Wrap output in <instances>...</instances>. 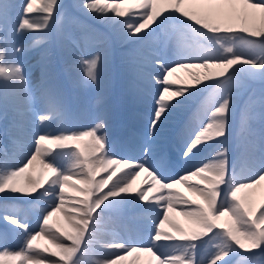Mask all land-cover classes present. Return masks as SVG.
I'll list each match as a JSON object with an SVG mask.
<instances>
[{
    "label": "snow or ice",
    "instance_id": "1",
    "mask_svg": "<svg viewBox=\"0 0 264 264\" xmlns=\"http://www.w3.org/2000/svg\"><path fill=\"white\" fill-rule=\"evenodd\" d=\"M129 2L137 3L143 11L133 12L127 20L115 19L125 15L119 9L120 3ZM157 2L164 0H79L77 3L76 7L89 19L102 25L119 27V36L123 41L139 43L145 37L138 34L150 21L160 27L169 19H176L179 30L194 34L202 43L195 53L181 51L174 64H166L158 59L154 61L158 70L153 79L161 87L155 93L151 119L144 131L147 143L142 146V158L116 155L107 139L105 118L101 116L88 130L58 134L34 132L32 151L27 155L26 162L16 166H9L6 162L0 164V196L4 199L20 200V197H24L23 203L32 204L45 197L52 198L34 231L17 215L7 210L0 214V221L5 224L6 230L25 236L19 250L0 246V264L6 260L18 261L19 264H83L81 257L92 241L103 214L109 209L127 205L143 212L145 209L141 208V204L144 202H149L148 210L155 213L150 217L153 225L149 233L150 242L139 244L124 238L101 241L99 250L105 256L97 264H121L129 257H134L132 264H137L141 255L150 258L148 264H217L224 257L228 259H223V264H231V257L240 255L237 249L245 253L258 250L264 256V205L252 210L245 207L238 196L264 182V136L261 137L258 154L251 141L244 140L237 145L251 166L250 175L244 179L237 177L235 165L230 164L229 147L233 135L234 107L231 90L240 86L242 75L264 81V17L258 28L242 26L237 31L232 26L213 24L197 13L181 11V5L186 0H175L174 8L161 9L159 12ZM188 2L209 6L204 13L207 17L239 15L234 7H229L238 3L246 9H256L264 14V0ZM14 7L7 0H0V88L12 89L17 93L18 99L24 104L25 113L36 117L34 126L47 127L49 122L63 118L65 91L57 74L47 68L42 70L41 82L33 89L28 71L19 59L26 49L15 41L17 38H26L31 39L33 47L44 44L47 33L58 22L57 17L63 5L60 0H24L18 16L10 13V8ZM32 14H37L39 19L32 18ZM242 16L246 24L249 18L247 12ZM29 30H36L40 34L29 37ZM82 33L84 47L87 48L88 42L93 41L96 48L74 58V66L81 70L78 83L83 88H98L101 74L109 61V49L103 34L94 33L86 27H82ZM71 42L75 47H81L79 41L73 39ZM241 46H246L247 50ZM67 51L70 53L71 49ZM177 68L203 69L205 75L202 79L198 74L190 73L192 85L176 87L168 77ZM211 69L216 71L212 72ZM208 90L217 91L218 99L207 110L206 119L201 121L200 128L185 142L182 156L185 163H191L199 154L209 149L213 152L210 158L192 168L175 176H167L165 173L171 164L163 143L157 141L161 128L180 107ZM102 102V98L97 99L98 105ZM33 103L39 106V114L33 111ZM46 144L54 145L55 149L44 147ZM54 151L55 156L50 159ZM61 152H66L74 160L73 168L67 173L56 163V156L61 155ZM37 160L42 168L52 173V178L46 182V187L37 191L41 188L40 181L27 177L26 183L32 191L26 192L18 186V182ZM122 169L126 171L117 176ZM141 173L151 177V184L148 189H141L132 197L129 189ZM192 178H198L200 184L189 183ZM77 184L83 187L79 188ZM176 184L187 187L204 201V205H193L180 194L171 192ZM154 186H159L161 190L160 195L152 198L155 204L149 201L147 195V191L153 190ZM65 187L83 193L84 198L66 203L70 198L65 194ZM177 207L182 215L191 217L201 230L191 238H185V242L176 241L175 237L162 231L168 221V211ZM57 213L64 215L75 232L74 236L50 224ZM221 217H228L231 224L227 229L214 232L218 228L216 221ZM207 233H213L212 243L216 251L206 262L197 258L203 244L195 241L200 239L201 234ZM86 234L87 243L82 244ZM38 241H45L50 247H40ZM159 241L172 243H157ZM241 259L247 257L242 256Z\"/></svg>",
    "mask_w": 264,
    "mask_h": 264
},
{
    "label": "rangeland",
    "instance_id": "2",
    "mask_svg": "<svg viewBox=\"0 0 264 264\" xmlns=\"http://www.w3.org/2000/svg\"><path fill=\"white\" fill-rule=\"evenodd\" d=\"M23 2L24 0H7V3L10 5H15L14 8H10V13L14 16H18L22 10L21 6ZM78 2L79 0H60L63 7L60 9V16L57 17L58 22L52 27V31L47 33V39L44 44L33 47L31 39L26 38H17L15 42L27 46L30 48V51L31 49H39V51L37 50L33 53V57L30 55L27 56V65H23L24 67L27 66L28 79L31 76V80H29L31 87L34 89L37 85H39L41 77L38 79L33 75L38 68L50 64L51 61H53V63L55 60L60 61L67 67L69 72L66 70V67L65 70L68 72V77L73 82L76 92L78 93V100L73 105H75L78 109H83V111L77 113L76 115H72L70 112L72 104L71 102L65 101L64 115L62 119L49 122L47 127L42 125L34 126L33 122L36 120V117L31 116V114H26L24 104L18 99L17 93L12 89H8V94L11 96V99L4 104V106H9V108H1L0 106V125L6 127V136L9 141L0 142V148L2 149H0V164H3L5 154L9 152L11 145L14 143L12 141L17 139L19 133L24 134L25 141L27 142V144L24 145L25 147L22 148V152L28 155L32 151L31 144L34 132L43 133L46 131L58 134L60 132L88 130L90 127L94 126L95 122H97V118L103 115L108 106L112 109V113L105 118V121L107 128H110V131L107 132V139L113 145V151L115 149L114 152L117 156H125L123 152L127 151L136 156L137 159L142 158V146L147 143L144 138V131L151 117L142 113V111L148 106L144 105L140 99L151 96V99L154 102L155 93L161 87L160 85H156L155 80L153 79L158 70L154 61L158 59L166 64H174L181 51L195 53L196 49L202 43L198 37L187 31L180 30V35L175 37L168 35V30L171 27H175L179 30L176 19H169L165 23L167 26L160 27H157L155 23L150 21L149 25H146V28L141 30L138 34L139 36L145 37L139 43L123 41L119 36V31L121 30L119 27L102 25L84 16L80 9L76 7ZM164 3L165 4L163 6L157 8L158 12L161 9H172L175 7V0H165ZM36 7H39V5H36ZM229 7H234L239 15L230 17H207L205 15L197 14L202 18L208 19L213 24L232 26L237 31L242 26L258 28L262 22V17H264V14H262L259 10L250 9L249 11H246L244 10L245 6H242L239 3ZM70 9L81 13L82 16H84L86 23H89L88 28L94 33L98 32L103 34L106 39V46L109 49V61L101 74L98 88L81 87L78 83L81 72L74 67V64L72 66V59L67 58H74L75 55L78 56L82 54L81 51L83 48L75 47L71 42L73 39L79 41L81 46L85 44L82 36L79 35L83 34L82 30L80 31V29H78L74 24L69 23L71 21L64 20V17H69L70 12L68 10ZM119 9L121 12L125 13V15L121 17H114L117 20H127L133 15V12L143 11L142 7L135 2L120 3ZM181 11L196 13L195 10L189 6L187 0L185 4L181 5ZM245 11L249 17L246 24L243 22L242 16ZM32 18L38 20L39 16L37 14H32ZM84 26H86L85 23L83 24V27ZM152 29L156 30L152 31ZM70 30L74 33L70 32ZM146 33L150 34L146 35ZM39 34L40 33L36 30H29L27 35L30 37ZM242 35L247 36L246 33H242ZM69 37H71V39H69ZM134 39L135 37L133 40ZM41 47L42 49H40ZM241 47L243 50H247L246 46ZM88 48L89 50H95V43L93 41H89ZM67 49H71V52L69 53ZM139 64H145L150 67L152 66L153 70L140 72V69L135 67V65L138 66ZM70 67H72V71L70 70ZM48 70L54 71L57 75L61 72L64 73L63 67H57L55 65L48 68ZM210 71L214 72L216 70L211 69ZM142 73L144 75H142ZM190 73L198 74L202 79L205 75L203 69L177 68L173 75L168 77V79L172 82L173 86L176 87L191 86L193 81ZM240 80V86L231 90V99L234 107L232 117L233 135L229 144L231 150L230 158H236L239 156L242 149L238 148L237 145L244 140H251L253 144H256L258 149L255 150L258 154L261 147V137L264 136V81L258 78L251 79L243 75ZM128 86L133 87L134 90L130 91L127 88ZM106 90L110 92L112 91L111 93L114 95L113 100L108 105H105V102L103 101V99L106 98L103 96ZM127 90L128 92H126ZM73 93L74 92H71L70 95ZM98 98H102L103 101L99 105L97 104ZM13 99H17V103H15L16 101ZM83 99L86 100L85 105L82 104ZM217 99L218 92L215 90L201 92L196 97L192 98L187 104L180 107L169 118V120L166 121L168 124H164L162 126L157 137V141L162 142L165 148L167 145H170L171 149L175 146V152L174 150L170 151L173 161L170 162L171 167L168 169L171 171L167 170V176H175L177 173H182L186 169L192 168L193 165L199 164L206 158H210V155L213 152L212 149L199 154L191 163H185L182 151L185 142L200 128L201 121L206 119L207 110L216 103ZM0 104H2V102H0ZM153 107L154 105L151 106V108ZM190 107L191 113L183 124V127L178 131H176L175 128L172 129L174 127V123H176V120H178L180 116L185 119V111ZM32 108L33 111L39 114V107L32 105ZM114 118L120 119L121 121L120 124L118 126L115 125V127L111 125V123H114L116 120ZM2 143H4V145H2ZM44 147L55 149V146L52 144H46ZM55 151L49 156L50 159L52 156H55ZM24 161L26 162V159L21 155L16 157L9 166H16ZM56 163L67 173L73 168L74 160L70 155H67L66 152H61V155L56 156ZM232 164L235 165V171L238 178L242 179V177H246L247 175L249 176L250 172H247L244 169L239 170L235 162ZM119 174L120 172L117 173V176ZM100 175H106V173H101ZM27 177L40 181L41 188L37 189V191H40L43 187L47 186L46 182L52 178V173L47 169L42 168L38 160V163H34L25 173V177H22L19 182L27 185ZM97 179H99V176ZM114 179L116 178L114 177ZM138 182L139 177L136 179L137 188L140 187ZM70 183H72V181H70ZM189 183L200 184L199 180L197 181V178H192ZM149 185L150 184H147L142 188L145 189L149 187ZM25 186L21 187L25 188V191H32L28 185L26 187ZM77 186L79 188L83 187V185L80 184H77ZM182 186L185 187L184 185ZM64 191L66 196L70 198L66 203H71L72 199L84 198L83 193L78 192L73 188L65 187ZM238 196L244 203L245 207L252 210H256L261 205H264V194H256L252 189L248 192L240 193ZM184 198L190 201L193 205H204V201L197 195L192 196L190 193H185ZM0 199L3 206L6 207L3 211L7 210L10 214L17 215L20 218V215L18 214L19 208L22 206L20 202L24 200V197H20V200H13L4 199L0 196ZM51 200L52 198L45 197L39 202H34L32 204L24 203L26 216L20 219L26 221L31 230H36L39 224V217L44 213ZM176 209H179V207ZM134 211H137L134 206L127 205L109 209L103 214L102 220L98 225L92 241L88 244L85 254L81 257L83 264H97L99 260L104 258L105 253L102 251L97 252L91 249L99 248V242H107L117 238L131 240L129 236H131L132 233L129 232V228L133 226L140 230L138 234L140 235V239L144 241L139 244L150 242L149 233L152 232L153 229L151 219L148 216L144 217L142 215V218V216L133 215ZM50 224H52L53 227H58L62 231H65L73 236L75 235V232L67 223L62 213H57V215L53 217L52 221H50ZM216 224L218 225V228L214 229V232L227 229L230 226L231 221L228 217H221L218 221H216ZM167 229L169 230L168 235L175 237L176 241L179 242H185V238H191L194 233L201 232L194 220L191 228H187L184 223H180L177 226H173V228L169 226ZM162 231L165 232L164 228ZM212 238L213 233L201 234L200 239L195 241L198 244H203V246L199 249L198 259H204L207 262L216 251L214 243H212ZM24 240L25 236L23 233L16 234L6 230V227H0V246H7L11 250H19V248L23 246ZM205 240H208L209 243H203ZM66 243L70 242L66 241ZM83 243H87V234L85 235V241L82 242V244ZM157 243L164 244L172 242L159 241ZM37 244L40 247H50L49 245H46L45 241H38ZM52 250L55 251V249ZM165 250L170 251V249ZM237 251L240 252V255L232 256L231 264H264V256L260 255L258 250H253L251 253H245L239 249H237ZM242 256L247 257V259L242 260ZM141 257V260H139L140 262L138 261L137 264H148L150 258L144 255H141ZM49 259H58V257H49ZM223 259H228V257H224L222 260L217 261V264H223ZM133 260L134 257H129L126 261L121 262V264H131ZM4 264H19V262L6 260Z\"/></svg>",
    "mask_w": 264,
    "mask_h": 264
},
{
    "label": "bare ground",
    "instance_id": "3",
    "mask_svg": "<svg viewBox=\"0 0 264 264\" xmlns=\"http://www.w3.org/2000/svg\"><path fill=\"white\" fill-rule=\"evenodd\" d=\"M165 1V0H164ZM170 2V1H169ZM187 2H188V0H187ZM70 4V3H69ZM165 3L164 2H157L156 3V8H158V7H160V6H163ZM185 4V3H184ZM188 4H189V6H191L194 10H195V12L196 13H198V14H201V15H204V13H205V10L209 7V6H207V5H204V4H200V3H192V2H188ZM240 5H242V6H244L243 4H240ZM167 8H168V5H167ZM69 9V8H68ZM244 10H246V11H249L250 10V8H248V9H246L245 7H244ZM69 12H70V15H69V17H64V20H67V21H71V22H69V23H71V24H74L78 29H80V31L82 30V27H83V24L85 23V25L86 26H84V27H86V28H88L89 27V23H86V20L84 19V16H82V14L81 13H78V12H75V11H73V10H68ZM75 17V18H74ZM163 26H167L166 24H164ZM89 29V28H88ZM169 34L168 35H171L172 37H175V36H179L180 35V33H181V31L180 30H178V29H176L175 27H171L169 30ZM70 32H72V33H74L72 30H70ZM79 32V31H78ZM80 36H82L83 34H79ZM169 39V38H168ZM17 44H19V43H17ZM20 45H23V44H20ZM24 47H25V49H26V52H25V54L23 55V56H21V57H19V59H23L24 58V56L25 55H27V53H29L30 52V48H28L27 46H25V45H23ZM82 48H83V50L81 51V53L82 54H80V55H78V56H81V55H83V54H85L86 52H88V51H91V50H89V48L87 47V48H85L84 47V45L83 46H81ZM72 54V53H71ZM77 55H75V57H78ZM31 57H33V54H31ZM74 57V58H75ZM15 58V57H14ZM68 59H72V66H73V64H74V58H72V57H67ZM20 60V61H21ZM67 60V59H66ZM58 62H60V61H58ZM23 65H25L26 63H23V62H21ZM61 63V62H60ZM56 64H57V60H55V62L53 63V61H51V63L50 64H47L46 66H41L40 68H38V70H36L35 71V73L33 74L36 78H40L41 76H42V70H44V69H48V68H51V66H53V65H55L56 66ZM62 64V63H61ZM27 65V64H26ZM27 66H25V68H26ZM61 67H63V70H64V73H60L59 75H57L58 76V78H59V82H60V84H61V86L63 87V89H64V91H65V101H68V102H71V104H72V108H71V110H70V112H71V114L72 115H76L77 113H79V112H82L83 111V109H81V108H77L75 105H73V104H75L76 102H77V100H78V93L76 92V89H75V86H74V84H73V82L69 79V77H68V70H67V67L66 66H64V64H62L61 65ZM65 67H66V70L68 71H66L65 70ZM75 67V66H74ZM76 69H78V71L79 72H81V70L79 69V68H77V67H75ZM138 68L140 69V72H145V71H152L153 69H152V66L150 67V66H147V65H145V64H139L138 65ZM70 70L72 71V67H70ZM142 75H144L143 73H142ZM29 80H31V76L29 77ZM40 81H41V79H40ZM114 88H115V86H114ZM130 91H133L134 90V88L133 87H127ZM35 89V88H34ZM123 91H125V90H123ZM71 92H74L72 95H70L71 94ZM112 92V91H111ZM110 91H108V90H106V92L103 94V96L104 97H106V98H104L103 99V101L105 102L104 104L105 105H108V104H110L111 103V101L113 100V94L111 93ZM126 92H128V90L126 91ZM39 93L37 92L36 93V95H38ZM87 95V94H86ZM124 95H129V94H124ZM117 98V97H116ZM9 99H11V96L8 94V90H4V89H2V88H0V102H2V104H0V106H1V108H9V106H4V104L5 103H7L8 101H9ZM13 100H15V99H13ZM17 100V99H16ZM15 100V101H16ZM140 101L144 104V105H146V106H148L146 109H144L143 111H142V113H144V114H146L148 117H151V114H152V109L153 108H151V106H153L154 104H152V103H154L153 102V100L151 99V96H149L148 98H142V99H140ZM15 103H17V101L15 102ZM85 103H86V100H82V104L83 105H85ZM16 105V104H15ZM19 106V105H18ZM18 106H16V107H18ZM33 106H35V107H39L37 104H35V103H33ZM13 107H14V105H13ZM20 107V106H19ZM13 109V108H12ZM17 110V109H16ZM112 113V109H110L109 108V106L107 107V110L103 113V115H101L102 117H104V118H107V116L109 115V114H111ZM183 115V114H182ZM101 116H99V117H101ZM181 118V116L178 118V120ZM114 119H116V118H114ZM21 120V119H20ZM24 120V119H23ZM178 120H176V123L178 122ZM5 121V120H4ZM176 123H174V126H175V124ZM165 125L166 124H168V122H165L164 123ZM2 128L0 127V133H2V134H4V131H2L1 130ZM173 129V128H172ZM108 131H110V128H107V132ZM19 136H22V133H19ZM167 138H168V136H167ZM166 138V139H167ZM13 139V138H12ZM11 139V140H12ZM15 141V140H14ZM249 141H251V140H249ZM13 142V141H12ZM25 141H23V138H21V140H16V142L11 146V148H15L16 147V149H13L12 151H14L15 152V155H16V157L17 156H19L20 154H21V152H20V148H22L23 147V145H20V144H23ZM20 145V146H19ZM255 145V149H258L257 148V146H256V144H254ZM19 146V147H18ZM166 147H169V145L168 146H166ZM171 150H174V152H175V146L173 147V149H171ZM114 151H115V149H114ZM11 153V152H10ZM124 154H125V156H127V157H132V158H136L137 159V157L136 156H134L133 154H131V153H129V152H127V151H124L123 152ZM22 156H24V158L26 159V157H27V155L26 154H24L23 155V153H22ZM5 157H6V155H5ZM166 157H167V154H166ZM5 159H7V158H5ZM3 162H5V160L3 161ZM25 162V161H24ZM34 163H38V160L36 161V162H34ZM240 166L241 167H249V168H251V166H250V163H249V160L248 159H244L242 162H241V164H240ZM35 168V167H34ZM32 169V168H31ZM33 171V170H32ZM122 171V172H121ZM120 171V173H121V175H123V172L124 171H126V169H122ZM171 171V170H170ZM37 173V172H36ZM165 175H167V173H165ZM43 176H45V175H43ZM119 176V175H118ZM46 177V176H45ZM197 181H198V178H197ZM19 183V186L21 187V186H25L24 184H22L21 182H18ZM139 184H140V187L139 188H137V184H136V180H135V182L133 183V186H132V188L131 189H129V194L132 196V197H134L135 196V194L139 191V190H141V189H143L142 187L143 186H146L147 184H151V177H149L148 175H147V173H141L140 174V177H139V182H138ZM199 183H200V181H199ZM27 186V185H26ZM25 186V187H26ZM78 187V186H77ZM149 187H147V188H145V189H148ZM184 188H185V191H184ZM25 189V188H24ZM253 190V192L254 193H256V194H264V182H261V184H259V185H257L254 189H252ZM171 192H173V193H178V194H180L182 197H185V193H190V195H195L192 191H190L187 187H183L182 185H179V184H176V185H174L173 186V188L170 190ZM26 192H30V190H28V191H26ZM161 194V190L159 189V186H154V189L153 190H151V191H147V195H148V197H149V201H151L153 204H155L156 203V201H154L152 198L154 197V196H158V195H160ZM173 198H175V197H173ZM23 206H20V208H19V215H20V218L22 219V218H24L25 216H26V209H25V206H24V203L21 201L20 202ZM2 204V202H1V199H0V214H2L4 211V208H6V207H4L3 206V204ZM141 208H143V209H145V211H143V212H141V211H134V214L133 215H139V216H148L149 218L151 217V215L153 216V215H155L154 214V212H151L150 210H148L149 209V202H144V203H142V205H141ZM145 213V214H144ZM149 214V215H148ZM167 215H168V221L164 224V230H165V232L168 234V232H169V230L167 229L169 226L170 227H172L173 228V226H177L178 224H180V223H184L185 224V227H189V228H191L192 227V224H193V219L191 218V217H187V216H184V215H182L181 213H180V211H179V209H174V210H171V211H168V213H167ZM143 216H142V218H143ZM0 224L1 225H3V226H5V224L2 222V221H0ZM1 227V226H0ZM6 227V226H5ZM10 227V226H9ZM134 243H139V242H144L143 240H138L137 238H133V240H132ZM147 258V257H146ZM141 259H142V257H141ZM140 259V260H141ZM146 260V259H145ZM5 262V261H4ZM140 262V261H139ZM131 263V262H130ZM127 264V263H126ZM129 264V263H128ZM132 264V263H131Z\"/></svg>",
    "mask_w": 264,
    "mask_h": 264
}]
</instances>
